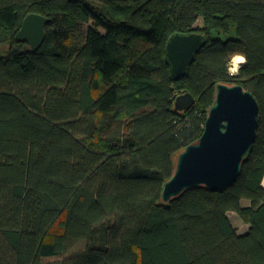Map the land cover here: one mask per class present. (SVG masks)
<instances>
[{"label": "trees", "instance_id": "1", "mask_svg": "<svg viewBox=\"0 0 264 264\" xmlns=\"http://www.w3.org/2000/svg\"><path fill=\"white\" fill-rule=\"evenodd\" d=\"M29 14L50 19L37 50ZM189 33L207 43L175 79L166 45ZM218 84L255 97L253 149L227 189L164 203ZM263 176L264 0H0V264H264Z\"/></svg>", "mask_w": 264, "mask_h": 264}, {"label": "water", "instance_id": "2", "mask_svg": "<svg viewBox=\"0 0 264 264\" xmlns=\"http://www.w3.org/2000/svg\"><path fill=\"white\" fill-rule=\"evenodd\" d=\"M49 22L48 17L29 14L16 39L33 50L39 49ZM206 43L205 36L199 33L175 34L169 39L165 60L175 79L188 74L195 55ZM194 103L193 95L185 92L175 98L174 109L187 111ZM259 117V105L249 91L239 85L218 84L203 134L177 156L174 173L162 187V202L167 203L184 191L197 187L218 192L234 184L243 161L253 149Z\"/></svg>", "mask_w": 264, "mask_h": 264}, {"label": "rangeland", "instance_id": "3", "mask_svg": "<svg viewBox=\"0 0 264 264\" xmlns=\"http://www.w3.org/2000/svg\"><path fill=\"white\" fill-rule=\"evenodd\" d=\"M242 207L250 206L248 200H244L241 203ZM228 219L232 226L236 229L238 235H244L249 229V225L244 221L243 218L239 217L235 212H230L228 214Z\"/></svg>", "mask_w": 264, "mask_h": 264}, {"label": "bare ground", "instance_id": "4", "mask_svg": "<svg viewBox=\"0 0 264 264\" xmlns=\"http://www.w3.org/2000/svg\"><path fill=\"white\" fill-rule=\"evenodd\" d=\"M239 56H236L233 58L231 65L232 67L238 68L240 64H242V62L238 59Z\"/></svg>", "mask_w": 264, "mask_h": 264}, {"label": "built area", "instance_id": "5", "mask_svg": "<svg viewBox=\"0 0 264 264\" xmlns=\"http://www.w3.org/2000/svg\"><path fill=\"white\" fill-rule=\"evenodd\" d=\"M239 67H240V65H239ZM239 67H238V68H235V67H232V65H231V66H230V69H229V73H230V75H234V74H236L237 71H238V69H239Z\"/></svg>", "mask_w": 264, "mask_h": 264}, {"label": "clouds", "instance_id": "6", "mask_svg": "<svg viewBox=\"0 0 264 264\" xmlns=\"http://www.w3.org/2000/svg\"><path fill=\"white\" fill-rule=\"evenodd\" d=\"M238 59H239L242 63L246 62V58L243 57L242 55L239 56Z\"/></svg>", "mask_w": 264, "mask_h": 264}, {"label": "crops", "instance_id": "7", "mask_svg": "<svg viewBox=\"0 0 264 264\" xmlns=\"http://www.w3.org/2000/svg\"><path fill=\"white\" fill-rule=\"evenodd\" d=\"M261 185H262V187L264 188V176H263V179H262Z\"/></svg>", "mask_w": 264, "mask_h": 264}]
</instances>
